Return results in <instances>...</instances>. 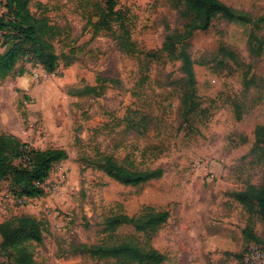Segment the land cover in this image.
I'll return each mask as SVG.
<instances>
[{
  "label": "rangeland",
  "instance_id": "rangeland-1",
  "mask_svg": "<svg viewBox=\"0 0 264 264\" xmlns=\"http://www.w3.org/2000/svg\"><path fill=\"white\" fill-rule=\"evenodd\" d=\"M106 1L29 5L55 29L59 67L48 74L22 59L0 81V135L38 150L61 149L67 158L52 171L42 198L19 203L10 180L0 182V223L21 216L42 223L36 264H108L83 246L132 237L158 250L162 264H244L251 248L262 254L250 262H264V226L235 197L264 176V148L255 139L264 126V0H223L254 23L217 18L209 31L193 34L198 108L191 114L182 105L181 63L163 52L169 32L182 29L179 9L171 0H116L135 45L131 55L112 34L95 31ZM0 13H7L3 0ZM120 27L113 24L122 37ZM101 85L99 96L72 95ZM106 155L139 171L161 169L163 177L123 185L102 169ZM146 207L170 213L157 234L130 225L102 233L106 217L139 216ZM249 222L258 240L243 234Z\"/></svg>",
  "mask_w": 264,
  "mask_h": 264
},
{
  "label": "trees",
  "instance_id": "trees-1",
  "mask_svg": "<svg viewBox=\"0 0 264 264\" xmlns=\"http://www.w3.org/2000/svg\"><path fill=\"white\" fill-rule=\"evenodd\" d=\"M7 13H0V81L8 77L20 60H31L41 66L46 73L53 74L59 65V56L53 43L56 36L54 27L46 17H35L29 10L34 0H3ZM179 9L183 21L182 29L170 31L163 44L171 60L181 63V71L185 80V93L182 105L186 113H193L198 105L194 103L195 71L194 60L189 53L194 33L207 32L212 22L223 19L229 23L248 26L253 19L229 7L223 0H171ZM116 0H107L101 9L99 22L94 24L95 31H106L112 34L119 49L134 54L135 45L124 25L123 17L115 10ZM120 23L123 36L113 30V24ZM106 79L99 80L100 82ZM110 83H115L110 80ZM104 85L87 86L77 89L72 95L99 96ZM257 145L264 148V126L255 131ZM261 148V149H262ZM255 151V150H254ZM67 158L65 151L49 148L38 150L21 142L14 136L0 135V182L10 180L9 192L14 197L36 199L46 194L44 184L58 164ZM16 160H21L17 166ZM102 169L115 181L123 185L138 186L163 177L161 169L139 171L133 165L125 166L112 155L103 156ZM19 189L18 191L15 189ZM236 199L250 213L256 214L264 226V176L260 186H249L245 191L235 194ZM168 211H157L146 207L139 216L114 215L103 221L102 233L111 236L119 227L130 225L136 233L157 234L168 222ZM243 234L252 240H258L249 224ZM0 252L7 258L4 264H36L34 260V244L43 242L42 223L30 216L14 217L0 223ZM93 258L107 261L108 264H162L165 257L149 243L137 238L123 239L111 245L94 247L83 246ZM243 259V256H242Z\"/></svg>",
  "mask_w": 264,
  "mask_h": 264
},
{
  "label": "built area",
  "instance_id": "built-area-1",
  "mask_svg": "<svg viewBox=\"0 0 264 264\" xmlns=\"http://www.w3.org/2000/svg\"><path fill=\"white\" fill-rule=\"evenodd\" d=\"M44 188H45V186H44ZM18 201H19V203H23V202H30L31 201V199H29V198H25V197H23V198H19V199H17ZM251 248V247H250ZM246 254H247V256H246ZM246 254L243 256V261H245V257H246V262H247V264H254L253 262H250V256H253L254 254L257 256V257H260V255L262 254V252L260 251V250H258V249H256V248H251L250 250H248L247 252H246ZM246 262H244V264H246ZM260 264H264V262H262V263H260Z\"/></svg>",
  "mask_w": 264,
  "mask_h": 264
}]
</instances>
